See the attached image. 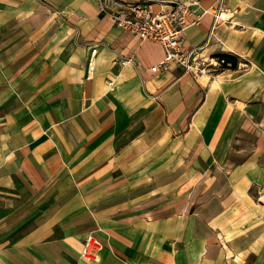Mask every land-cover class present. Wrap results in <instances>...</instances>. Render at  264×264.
I'll return each mask as SVG.
<instances>
[{"label": "crops", "instance_id": "1", "mask_svg": "<svg viewBox=\"0 0 264 264\" xmlns=\"http://www.w3.org/2000/svg\"><path fill=\"white\" fill-rule=\"evenodd\" d=\"M194 11L183 48L229 70L150 71L97 0H0V264H264V0Z\"/></svg>", "mask_w": 264, "mask_h": 264}, {"label": "built area", "instance_id": "2", "mask_svg": "<svg viewBox=\"0 0 264 264\" xmlns=\"http://www.w3.org/2000/svg\"><path fill=\"white\" fill-rule=\"evenodd\" d=\"M97 5L99 11L105 13L117 27L138 36L142 41L158 43L162 47L163 58L150 68L152 72L173 65L182 70L183 76L199 77L220 74L230 69V63L222 55H201L200 49L210 41L211 34L202 45L191 50L183 48V32L190 25L189 17L194 15L198 0H182L157 11L152 10L148 3H126L119 0H97ZM212 15V30L227 20L226 10L220 7L214 9ZM95 52L96 49L91 50L92 55ZM130 62L131 60L123 59L121 64ZM91 66L90 63L89 67ZM97 247L98 243L88 237L83 244L82 255L93 257Z\"/></svg>", "mask_w": 264, "mask_h": 264}, {"label": "trees", "instance_id": "3", "mask_svg": "<svg viewBox=\"0 0 264 264\" xmlns=\"http://www.w3.org/2000/svg\"><path fill=\"white\" fill-rule=\"evenodd\" d=\"M222 56L226 59L227 62H229V60L227 59V56H225V55H222ZM232 66H233V64H230V68H232Z\"/></svg>", "mask_w": 264, "mask_h": 264}, {"label": "rangeland", "instance_id": "4", "mask_svg": "<svg viewBox=\"0 0 264 264\" xmlns=\"http://www.w3.org/2000/svg\"><path fill=\"white\" fill-rule=\"evenodd\" d=\"M259 201L263 203V202H264V199H262V200H259Z\"/></svg>", "mask_w": 264, "mask_h": 264}]
</instances>
